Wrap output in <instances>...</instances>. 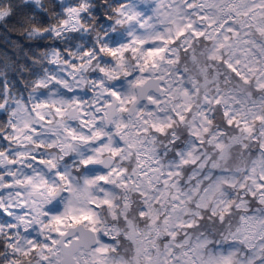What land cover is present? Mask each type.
Instances as JSON below:
<instances>
[{
	"label": "rangeland",
	"instance_id": "obj_1",
	"mask_svg": "<svg viewBox=\"0 0 264 264\" xmlns=\"http://www.w3.org/2000/svg\"><path fill=\"white\" fill-rule=\"evenodd\" d=\"M249 5L251 6V3ZM185 6L190 8L188 14L185 12ZM212 6L218 9L216 15L211 13ZM239 6H242L241 0H220L219 4L213 0L185 2L158 0L152 11L145 13L135 1L125 5L122 13L130 21V29L135 39L134 45L137 47L140 43L139 49L144 53H150L148 54L150 57H144L142 62L143 71L132 73L127 88H121L118 79L122 68L127 64L125 60H120L116 64L114 62L109 72L105 68L99 69L95 65L94 54L80 42L69 51L70 53L65 54L68 67L63 69V72L79 84H71L64 78L63 84L71 85L72 88L89 81L91 85L89 94H80L73 90V98L62 99L60 96H46L40 93L24 102L22 97H18V93L6 90L1 79L0 103H5L4 109L10 119L7 124L0 125V139H2L0 149L3 148L4 144H1L4 143L3 141L7 144L10 142L15 144V148H10L13 152L7 167L0 165L3 174L0 180L5 178L8 181L4 185L0 182L3 197L1 203L5 209L2 212L5 215L9 214L6 219L13 233V240L19 238L17 243L26 246L22 249H31L35 264H60L61 254L56 245L57 239L67 225L82 222L80 220L86 224L89 221L93 223L91 228L97 232L98 240L90 250H79L76 253V260L79 264H107L110 257H105L103 252L100 253V247L107 245L105 243L107 241H104L100 235H104L105 238L114 237L120 228L118 226L122 221L120 217H124L125 214L135 219L134 226L138 233L134 232L133 228L128 230L123 228L122 230L127 232L124 241L131 240L134 245L132 249L141 250L147 257V264H170L177 250H181L178 254L185 260L184 264H219L220 261L215 258L229 260L228 256L227 258L223 256L226 252L219 250L221 252L214 257L208 252L209 246H205L207 240L211 241L218 237L230 242L226 254L232 258V253H235L233 264H264V193L258 188L260 186L256 187L253 183V179L257 178L255 170L258 167L263 169L261 176L264 178V47L258 42L251 45V42H247L239 34L235 39L228 38L224 22L229 18V10L238 9ZM81 11L66 10V16L62 20L64 29L79 30L83 35L89 33L90 23L80 18ZM254 15L258 28L264 19H259V14ZM174 35L177 36V42H172ZM202 41L205 42V47ZM177 48L183 51L190 50L188 61L193 67L182 65L185 60L177 62V65L174 64L179 58ZM223 53L241 75L247 73L245 66L253 71L254 75L247 83L240 79V83L243 84L242 89L235 86L236 78L228 75L225 76V80L221 77H211L206 82L200 80L202 84H206V88L202 90L205 95L203 100H210L211 93L216 102L214 104L216 117L226 116L227 127L230 130L233 127L230 136L233 141L229 143L230 145L223 142L224 138L217 137L220 130H214L208 139L210 138L215 146L209 149L212 151L207 153L206 158L203 160L199 152H193V161L199 160L200 165L204 163V173L208 176L212 175L204 189L210 190L216 187L213 191L218 192V195H215L219 198H214L212 194L210 197L212 200L206 203L203 190L193 200L194 185L188 184L186 189L191 188V191L186 192L185 189L180 188L182 185L178 183L177 176H171L168 171H164L162 177L166 190L163 189L162 195L157 197L160 202L154 206L143 200L135 203L130 197V187L135 191L140 189L146 193L157 189L154 187L155 181L162 169L156 159V151L157 146L162 145L159 141L162 138L159 136L165 134V131L161 132L157 125H164L167 120L166 127L170 128V131L167 132L165 140L169 139L172 142L179 137L183 145L187 144L188 129L184 128V125L181 128L180 123L172 118L171 110L181 115L190 105H201L189 99L190 90L186 85L182 86L183 81L190 77L193 88L199 89L197 81L202 77L201 72L207 76L205 71L200 70V65L206 66V61L210 59L211 61H207L210 63L207 67H213V60L223 56ZM46 54H42L43 59H41L40 54L37 53L28 68L31 73L39 72L40 69L46 76L42 80H37V84L48 83L53 81V78L60 79L58 75L53 77L55 71L52 73L58 65L57 55L60 53H49L47 56ZM140 56L143 58V55ZM149 59L151 60L148 61ZM3 76L6 79L12 77ZM151 76L164 79L160 92L151 95L153 106L145 108L144 104L139 103L133 115L128 117L125 103L135 97L134 94L132 95L131 85ZM225 81L232 82L231 86ZM33 90L38 91L36 87ZM113 98L117 99L118 105L108 125L105 120V107ZM85 105L88 107L86 108ZM74 106L77 108V117L67 118V111ZM210 107L212 110L213 103ZM168 108H171L170 112ZM201 109L202 106H199L198 111ZM204 113L199 115L203 116ZM81 125L86 126V130H83ZM189 127V131L197 132L196 128H192V123ZM106 130L109 132L108 135L105 134ZM117 135L122 142L117 140ZM245 145L246 148L243 149ZM186 148L187 146L184 150ZM77 150L82 151L78 156ZM5 151L0 150V153L3 154ZM115 153H119L118 162L107 172L84 169L82 166L104 154ZM174 153L176 156L179 155V159L182 158V163L189 160L184 152L177 148H174ZM125 159L130 170L124 166ZM232 160L237 164L232 163ZM42 162L46 167L48 164L49 172L42 168ZM223 167L228 172L231 171V174L224 178L221 175L223 179H220L217 174L223 171ZM50 169H54L55 173L63 174L59 177L63 182L62 178H66L61 188ZM243 169H247L248 174L243 176ZM198 171L199 169L190 170L186 180H198L200 174ZM233 172H240L243 178L238 179ZM231 182L232 185L239 183L235 191L237 190L236 193L240 198L236 197L234 203H227L225 192L231 189L228 186ZM244 184L245 186L240 189V185ZM169 187L177 189L172 191ZM34 193H40L43 198H35ZM241 200L243 203L240 202ZM106 202L114 206L116 213L104 208ZM190 202L194 204L195 209L194 211L189 209L184 215ZM161 205L167 210V214L162 213L165 210L160 211ZM201 208L206 209V213L202 212L203 216H206L203 233H198L201 234L200 237L194 236L191 240L192 245L188 246V241L177 240L178 238L175 237L178 226L186 224L188 214V222L191 223ZM44 209L51 211L47 212L46 229L40 233V236L42 234L40 238L36 233L42 226L41 217L45 221L42 215ZM148 209H151V212H147ZM107 210V216L112 217L117 224L97 223L101 214H106ZM132 210L134 213L138 212L135 215L143 212L141 219L134 216ZM2 221L3 219H0V229ZM84 222L82 223L85 224ZM150 222H153V227L149 225ZM188 222L185 228L187 231ZM145 226L153 228L152 232L157 235L156 242L148 237V232L140 233L139 230L144 229ZM129 230H132L135 236L130 235ZM164 235H170V238ZM162 238L166 239L162 242ZM123 247L128 248L126 244Z\"/></svg>",
	"mask_w": 264,
	"mask_h": 264
},
{
	"label": "trees",
	"instance_id": "obj_2",
	"mask_svg": "<svg viewBox=\"0 0 264 264\" xmlns=\"http://www.w3.org/2000/svg\"><path fill=\"white\" fill-rule=\"evenodd\" d=\"M132 1L137 2L145 13L152 11V8L158 2V0H0V81L2 79V82H4L5 89L12 93H18L19 94L18 97L20 98L22 97L24 102L27 101L28 99H32L35 94L39 95L40 93L45 94L46 96L49 95L60 96L62 99H66V97L73 98L74 97L73 90H76L80 94H86V93L89 94L91 92L90 90L91 85L89 84L90 82L87 81V79H86L87 82H85L84 84H80V86L78 87L71 88V85L67 86L63 84L64 79L66 82H69L71 84H76V83L79 84V82H76L74 79L70 78L68 74L63 72V69L68 67L67 62L65 60V56L67 55L65 54L68 53L79 42L87 49H90L89 51L94 54L95 65L99 67V69L105 68L109 72V70L112 69L114 62L116 64L120 60H125L127 64L125 65V67L122 68V71L118 79L120 80L121 88L122 87L127 88L132 73L135 71L137 72L138 70L143 71L142 62L144 61V57L146 56L150 57L149 56L150 53H146V52L144 53L143 50L139 49L140 43L137 44V47L136 45H134L135 39H133V33L130 29V25H131L130 21L126 19L124 17V14L122 13V9H124L125 5H128ZM185 1H189V0H182V2ZM213 1L219 4L220 0H213ZM249 3H251L252 7L249 5ZM241 5L242 6H239L238 8L239 10L234 8L230 9L229 10L230 13L228 15L229 18L226 19V22H224L226 25L225 30L226 32H228L227 33L228 38L233 37V39H235L236 37H238L237 34H239L244 37V40H246L247 42L248 41L251 42V45H254V43L258 42L260 45H263L264 47V20L258 28L254 20L255 17L254 14H259L260 15L259 19H264V0H241ZM68 9L82 10L79 16L82 20L86 22L89 21L90 23L89 27L91 28L89 33L87 32L86 35H83V33H81V31L79 30L64 29L62 25V20L63 17L66 16V10ZM210 9L212 14L214 15L217 14L218 12L217 7L212 6L210 7ZM189 10L190 8H188V6H185V12L187 14L188 12H190ZM184 20L186 21V19ZM169 22L170 20L168 21V24ZM91 39L93 41H91ZM172 42H177L176 35H174V39H172ZM202 43H203L202 44L203 47H205L206 46L205 42L202 41ZM177 50H178L179 58L177 59V61L174 62V64L177 65V62L180 61L183 62L185 60L182 63V65H185L187 67H193V65L190 64L188 61L190 50L187 49L186 51H183L179 48H177ZM37 53L40 54L41 59H43L42 54L45 53L47 54L60 53V55H57L58 65L52 71V73L55 71L53 77L58 75L57 77H59L60 79L53 78V81H50L48 83L43 82L37 84V80H42L44 77H46L41 73L40 69L39 72H35V73L33 72L31 73L30 70L28 69L29 66H31L30 64L31 60L33 59L34 56H36ZM223 54H224L223 56L221 57L219 56L217 59L213 60L212 62L214 64L213 67L210 66L207 67L210 64L207 61H211L210 59L206 61L207 63L206 66L205 64L200 65V70L205 71V74L207 76H205L204 73L201 72L202 77L197 81L199 83V89L195 90V88H193V83L191 82L190 77L186 78L183 81L182 86L186 85L187 88L190 90L189 99H192L193 101H197L196 103L197 104L200 103L201 105H190L189 108L185 109L181 115L172 111L171 108H168L169 112L171 110L172 118L174 117L175 120L180 123L181 128H183L184 125V128L188 129L186 130V135L189 138L187 144L183 145V142L179 141V137H176V139H174L172 142L169 141V139L168 141L165 140L167 137L166 134H168L167 132L170 131V128L168 127L169 129H167L166 127L167 120H165V122L163 123L164 125L162 124L161 126L157 125L158 129H160L161 132L165 131V134L162 133L159 136L162 138L159 139V141L162 142V145L157 146V151H156L157 154L156 159H158V161L160 162V166L162 169L157 176V183H155L154 186L157 187V189L156 190L154 189L151 192L146 193L145 191H141L140 189L138 191H135L134 189H132V187H130V195H131L130 197L134 199L135 203H138L139 201L143 200L146 203L150 202L151 206H154V204H158V202H160V200L157 197L159 195L160 196L162 195L163 189L166 190V188H164L165 182L163 181V177H162L164 171L165 172L168 171V174H171V176H177L178 183L182 185L180 188H182L183 190L185 189L186 192L191 191V188L186 189L188 184L192 186L194 185L193 200L194 197L196 198L198 193H201L203 190L205 191L204 199L205 202L207 201L206 203H209L212 200V199L210 200L212 194L214 195V198L216 197V195H218V192L214 193L215 191H213L214 189H216V187L210 188V190H207V188L204 189L205 184L208 182V180L211 178L212 175L208 176L207 173H204L205 170L204 163L200 165L201 163L199 164V160L193 161L194 158L193 152L194 151L199 152V155L204 160V158H206L207 156V153H210L212 151L209 149H212L215 146L213 144V141H211L210 138L208 139V136L211 135L212 131L220 130V133L217 137H221L222 139L224 138L223 142L229 144L230 142L233 141V140L231 141L230 139V136L232 134L231 130L233 129V127L231 130L227 127L226 116L224 118L216 117L215 115L216 112H214V108H215L214 104H216V102L214 101L211 93H210V100L208 99L206 101L203 100V97L205 95L202 90L204 87L206 88L205 86L206 84L205 85L202 84L201 81L206 82L211 77H221L222 80H225L226 79L225 76L228 75L233 78H236L235 86L236 87L238 86L239 88L242 89L243 84L240 83V79L242 78L241 79L242 82L247 83L249 82V80H251V78H253L254 75L253 71L248 69L246 66L245 69L247 73L244 74L242 72L243 75H241L238 69L235 66H233V63L229 59H227L226 54L225 53ZM140 55H143V58ZM150 60L151 59H149L148 61ZM3 75L12 76L14 79L12 77L6 79ZM226 83L228 84L229 82ZM231 83L232 82H230L228 86H231ZM35 87L36 89H38V91L33 90V88ZM1 92H2V84L0 82V94ZM8 95H10V93ZM211 102L213 103L212 110L210 109L211 108L210 105H212ZM85 106L86 108L88 107L87 105ZM199 106H202V109L200 111H198ZM4 107H5V103L2 104L0 103V125H2L3 123L7 124L8 120L10 119L9 114H7ZM203 113H204L203 116L199 115ZM191 123H192V128L197 129L196 133L189 131L190 130L189 124ZM169 125L171 126L172 124ZM81 128H84L83 130H86V126L81 125ZM1 140L2 139H0V142ZM5 140L8 141V139L6 138ZM249 140H248V144H249ZM3 142L4 143H1L4 144L3 148H1L0 150L1 151L6 150L7 152L5 151L3 154L0 153V165L7 167L8 162L12 158L13 151L11 152V149L15 148V144L13 145V143L11 142L7 144L6 141ZM229 145L227 146L226 150L228 149ZM185 146H187L186 150H184ZM235 146L237 147V142ZM174 148H177L182 152H184V155L189 160L182 163V158L179 159V155L178 156L175 155ZM245 148L246 145L243 147V149ZM81 152L82 151L79 150L78 152L77 150L76 153L77 156ZM232 163L237 164L234 160H232ZM45 165L46 164L44 162L41 163L42 168L45 171L49 172V169L47 168L48 164L47 167ZM1 169L2 168L0 166V176L3 175L1 173L2 172ZM193 169H199L198 171L200 173L198 174L199 179L198 180L196 179V181L186 180V176L190 175L189 174L190 170ZM262 170L263 169L260 167H258L255 170V176L257 178L253 179V183L255 184L256 187L257 185L260 186L258 188H261L262 193H264V178L263 176H261V174L263 173ZM52 171H53V178L57 181L59 188H61L63 180H61L59 177L60 175L63 174H61L60 172L55 173L54 169ZM228 174H231V171L228 172V170L223 167V171H219L217 177L223 179L224 177L228 176ZM234 174L237 175L238 179L243 178L241 177L240 172ZM246 174H248V170L243 169V176ZM221 175H223V178L221 177ZM62 179H64L65 182L66 178L63 177ZM246 180L247 178H245V181ZM0 182H2V185L8 183V181L5 180V178L0 180ZM232 184L233 182L229 183L228 186H230L231 189L225 192L227 195L226 196L227 203H231V202L234 203L237 200L236 197H238V194L236 193L237 190L235 191V189L239 186V183H236L235 185ZM244 186L245 184L240 185V189L243 188ZM170 189H172L173 191V189L176 190L177 188H170ZM168 193H170L169 190ZM1 198L3 197L0 189V219H3L2 226L0 229V264H35L34 263L35 259L32 258L33 253H31V249L30 248L22 249L26 246L23 243L20 244L17 243L19 241V238H17V240H13V233L9 226V222L6 219L7 217H9V214L5 215L2 212L5 209H4V205L1 203ZM240 202L243 203V200H241ZM110 204H111L110 202H106L104 208L108 209L110 212L112 211L113 213H116L114 212L115 211L114 206L112 204L111 206ZM193 206L194 204L190 202V205L187 206L184 211V215L189 212V209L190 211L191 210L194 211L195 208ZM145 207L147 208L148 206ZM46 208L49 209L50 207H46ZM48 209L43 210L44 213L42 215L44 216L45 221H43L41 217L42 226L40 230H38L36 233L40 238L42 236V234L40 236V233L44 229H46L45 222H47L46 221V217L48 215L47 212L51 211ZM152 209H157V208L152 207ZM108 210L106 214L104 213L101 214L100 221H97V223H99L100 225L104 223L110 225L117 224V222L115 223L114 220H112L113 219L112 217L107 216ZM164 210L165 209L161 205L160 211L162 212ZM201 210L198 212L197 216L193 218L194 220L191 223L188 222L189 219V214H188L186 219V224L183 223L178 226V232L177 235L175 236L176 238H178L177 240L182 239V241L184 240L188 241L189 243L188 246H190L192 245L191 240H193L194 236L200 237L201 234L198 233L199 232L203 233V229L206 223L205 221L206 216L205 217L203 216V213H206L205 211L206 209L201 208ZM146 211L151 212V209L150 210L148 209ZM132 213L134 216H136L139 219H141L143 215V212H141L142 214L140 215H135L138 212L134 213L133 210ZM162 213L167 214V210H165V212ZM120 219L122 220L121 222L118 221L120 222L118 225L120 226V228L115 226L117 227V229L119 228L118 229L119 231L115 234L114 237L105 238L104 235H102L104 241H107L105 242L107 245H103L102 247H100V253L103 252L105 257L108 256L110 257V260L107 262V264H147L148 263L146 262L147 257L142 254V251L137 250V248L132 249L134 245L131 240L124 241V239H126L125 234L127 233L125 230L133 228L134 232L138 233V230L137 231L135 230L136 226H134V224L136 223L135 219L133 217H130L129 215L127 216L126 214L124 215V217L121 216ZM80 221L84 222L83 220ZM155 222L157 223V219H155ZM187 222H188V231L185 230L187 226ZM86 225L92 227L93 223L89 221L87 222ZM149 225L153 227V222H150ZM152 227L145 226L144 229H141L139 231L140 233H142V231H146V233L148 232L149 235L148 237L156 242L157 235L152 232L153 229ZM123 228L125 230H122ZM184 230L186 231V233ZM129 233L130 235H134L132 233V230H129ZM164 236H168L167 238H170V235H164ZM164 239L166 238L161 239L162 242ZM124 244H126V247L128 248H124L123 247ZM229 244L230 242L224 240L221 237H218V238H213V240L211 241L207 240L205 246H209L208 252L212 253L213 256L216 257L218 252H221L219 250H222L223 252H226L228 254V247L230 246ZM179 251L181 250H177L175 252V255L172 258V263L170 264L185 263V260L181 258V255L179 256L178 254ZM226 253L223 256H226V258L228 256L229 260L216 259V258L215 260L220 261L219 264H233L234 262L233 258H235V253H232L231 256L232 258H230L229 255H227ZM144 254H146V252ZM195 261H197V259H195Z\"/></svg>",
	"mask_w": 264,
	"mask_h": 264
},
{
	"label": "water",
	"instance_id": "obj_3",
	"mask_svg": "<svg viewBox=\"0 0 264 264\" xmlns=\"http://www.w3.org/2000/svg\"><path fill=\"white\" fill-rule=\"evenodd\" d=\"M160 78H148L143 84H137L135 87L136 90V99L129 105L128 107V115H131L135 106L140 100H146L147 104H151L152 101L146 98V94L149 89H153L155 92L160 91ZM116 99H112V101L107 105L106 108V120L109 121L115 112L116 107ZM78 115L77 108L74 106L67 111V118H76ZM114 161L112 156L106 155L100 161H91L84 165L85 168H109ZM33 196L37 199L41 198V195L38 193H34ZM77 234L78 237L74 238L70 241L69 244H65L64 240L68 237ZM96 242L95 233L89 229L84 227L83 224H77L75 226L69 227L59 238L57 241V245L61 247V264H77L74 258V253L77 252L79 247H82L86 250L91 248Z\"/></svg>",
	"mask_w": 264,
	"mask_h": 264
},
{
	"label": "flooded vegetation",
	"instance_id": "obj_4",
	"mask_svg": "<svg viewBox=\"0 0 264 264\" xmlns=\"http://www.w3.org/2000/svg\"><path fill=\"white\" fill-rule=\"evenodd\" d=\"M69 241H70V239L67 240V242H69Z\"/></svg>",
	"mask_w": 264,
	"mask_h": 264
}]
</instances>
